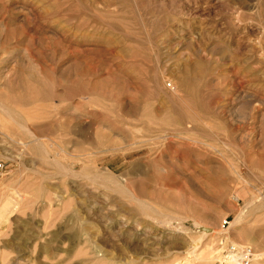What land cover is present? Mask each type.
Instances as JSON below:
<instances>
[{"label":"rangeland","instance_id":"obj_1","mask_svg":"<svg viewBox=\"0 0 264 264\" xmlns=\"http://www.w3.org/2000/svg\"><path fill=\"white\" fill-rule=\"evenodd\" d=\"M261 102L264 0H0V264H264Z\"/></svg>","mask_w":264,"mask_h":264},{"label":"built area","instance_id":"obj_2","mask_svg":"<svg viewBox=\"0 0 264 264\" xmlns=\"http://www.w3.org/2000/svg\"><path fill=\"white\" fill-rule=\"evenodd\" d=\"M4 169V166L2 163H0V174L2 173ZM222 246H224L225 244H223V242L221 243ZM225 253H228L227 257L231 256V255H242V258L240 260V263L242 261L241 264H249L255 257V254L253 253V251L251 249H245L243 252L239 253V251L237 250L236 246H227ZM228 259V258H227Z\"/></svg>","mask_w":264,"mask_h":264},{"label":"bare ground","instance_id":"obj_3","mask_svg":"<svg viewBox=\"0 0 264 264\" xmlns=\"http://www.w3.org/2000/svg\"><path fill=\"white\" fill-rule=\"evenodd\" d=\"M260 44V43H259ZM262 46V45H261ZM260 46V47H261ZM261 49V48H260ZM262 50V49H261ZM261 103H263V102H261ZM264 104V103H263ZM257 106V105H256ZM5 204V203H4ZM3 204V205H4ZM3 208V209H2ZM1 209H0V219L3 217V215H4V213L6 212V209H7V206H3ZM7 225V224H6ZM5 225V226H6ZM3 230H5V229H3ZM199 243V242H198ZM197 243V244H198ZM243 248V247H242ZM213 254H212V252H211V256H212ZM216 256V255H215ZM213 257V256H212ZM230 257V260H232V261H228V262H226L227 264H240V260H241V258H242V255H240V256H238V255H231V256H229ZM233 258V259H232ZM222 263V262H221Z\"/></svg>","mask_w":264,"mask_h":264}]
</instances>
